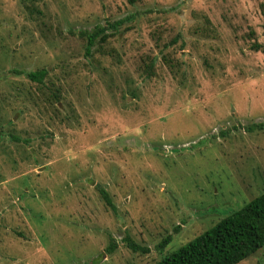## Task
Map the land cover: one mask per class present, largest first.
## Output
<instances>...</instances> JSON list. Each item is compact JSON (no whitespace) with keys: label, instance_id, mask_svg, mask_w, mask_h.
<instances>
[{"label":"rangeland","instance_id":"1","mask_svg":"<svg viewBox=\"0 0 264 264\" xmlns=\"http://www.w3.org/2000/svg\"><path fill=\"white\" fill-rule=\"evenodd\" d=\"M262 193L264 0H0V264H155Z\"/></svg>","mask_w":264,"mask_h":264},{"label":"trees","instance_id":"2","mask_svg":"<svg viewBox=\"0 0 264 264\" xmlns=\"http://www.w3.org/2000/svg\"><path fill=\"white\" fill-rule=\"evenodd\" d=\"M124 20L108 23L107 26L97 25L91 31H80L79 36L85 41V54L97 43H105L110 37L107 29L114 32ZM152 63L147 68L151 70ZM44 69L27 73V78L34 83H41L45 76ZM150 75V72L148 73ZM256 128H262L256 125ZM98 193L107 207L115 211L109 194L99 188ZM171 241L167 236L158 248H165ZM125 243L132 252L147 253V249L140 247L131 239ZM264 247V193L256 196L241 209L229 214L205 232L195 237L176 251L170 253L155 264H238L255 254ZM116 244L112 240L106 248L112 253Z\"/></svg>","mask_w":264,"mask_h":264}]
</instances>
